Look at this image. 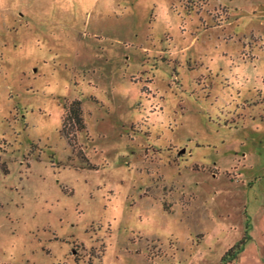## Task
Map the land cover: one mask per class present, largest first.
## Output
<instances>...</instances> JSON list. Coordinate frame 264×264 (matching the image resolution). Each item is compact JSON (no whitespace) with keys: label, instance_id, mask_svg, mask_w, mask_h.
<instances>
[{"label":"rangeland","instance_id":"rangeland-1","mask_svg":"<svg viewBox=\"0 0 264 264\" xmlns=\"http://www.w3.org/2000/svg\"><path fill=\"white\" fill-rule=\"evenodd\" d=\"M0 264H264V0H0Z\"/></svg>","mask_w":264,"mask_h":264},{"label":"trees","instance_id":"trees-1","mask_svg":"<svg viewBox=\"0 0 264 264\" xmlns=\"http://www.w3.org/2000/svg\"><path fill=\"white\" fill-rule=\"evenodd\" d=\"M62 127L66 135L72 136L71 140H73L76 131H82L85 129L79 101L70 103L65 109Z\"/></svg>","mask_w":264,"mask_h":264}]
</instances>
